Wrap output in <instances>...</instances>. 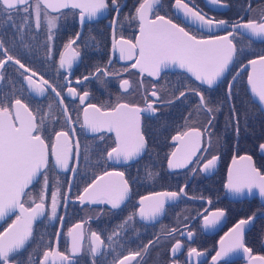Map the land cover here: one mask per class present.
Listing matches in <instances>:
<instances>
[{"label":"flooded vegetation","instance_id":"af4514ba","mask_svg":"<svg viewBox=\"0 0 264 264\" xmlns=\"http://www.w3.org/2000/svg\"><path fill=\"white\" fill-rule=\"evenodd\" d=\"M107 2L110 7L105 10V16L91 23L84 22L79 32L81 33L80 40H76V43L69 49H65L64 45L70 39H74L79 31L77 16L80 11L77 9H62L60 13H48L49 16H59L57 28L53 30L54 38L51 42L47 41L48 31L46 22L42 19L41 27L37 31L35 18L31 12L27 14L30 17L29 22L20 34L10 24H3V20L0 18V40L3 41L9 54L19 59L28 68L37 73L36 76L32 77L37 81V84L40 83L41 78L46 79L62 93L73 123L68 124L65 120L63 108L58 102L59 98L56 97L51 89H47L42 96H30L23 83V75L27 74L10 62H7L3 68H0V76L3 77V79H0V86L7 84L8 71L10 68L14 69L18 73L17 79L19 80L20 88L23 90V99L30 105V108L33 111L40 109L41 115L45 111H50L56 117V119L49 118L46 121L47 130L43 132L46 142L49 145L55 140L56 131L64 130L69 133L73 129L76 131L74 137L70 136L73 152L69 159V165L70 167L76 166L77 170L81 167L77 181L79 182L80 180L83 184L80 189H74V180L77 171L73 173L70 191L68 190L67 192L69 200L65 208H63L64 201L61 199V203L57 209V218L47 220L46 217H42L34 224L33 228L35 232L33 236L32 259L30 260L29 256L16 257L17 264H39V259L42 257L43 251L48 248H56L71 256V264H93V258L87 253L89 245L91 244L92 232L100 234L105 244L108 245L107 250L102 248V255L96 257L97 264H112L114 258L122 257L129 252L140 251L149 241H153L154 243L148 247L147 252L143 253L141 258H138V261H134L132 264H172L174 260L177 261V264H212V256L220 250L221 237H225V244L227 245L229 237H226L225 234L229 232V229L233 228L240 219H245L254 214V221L246 226L244 243L246 247L251 249L252 257L264 256V199L259 196L258 189H253L251 195L245 190L244 194L237 196L225 188V184L229 180L230 169L235 179L238 170L247 168L249 162L247 160H241L240 157L242 156H250L252 165L261 175H264V151L259 147L260 144L264 143V113L256 107L262 122L254 129L240 128L241 118H238V134L236 132V121L230 120L231 123H226L227 128L225 129L222 127V123L217 124V114H215V120L212 126L218 125V127L216 129H212L211 127L210 133L206 132L205 128L207 126L208 116L204 113L205 116L201 117L199 114L196 117L197 121H192L193 126L191 125L188 128L184 127L169 135L167 144L170 148L163 159L162 167H159L161 163L154 160V153L149 148V136H152L153 129H148V127L153 128L155 123L153 121L154 119H164L169 111H174V108L170 107L174 103L179 102L176 111H185V104L181 102L184 97L176 99L181 91H184L185 95L187 93L193 95L197 103L199 100L191 90H181L178 93H174L175 88L180 86L182 82L181 78L177 76L179 74L186 76L183 73L162 72L161 76L154 80L153 77L148 76L146 73L141 75L138 68L131 67L134 63L135 55L133 60L128 63H120L117 61L120 52L118 49L113 50V39L116 41L124 39L134 42L138 22L136 20L126 19L125 17L119 18L125 5L127 3L130 4L129 1L120 0L122 10L118 16L111 8V0H107ZM186 2L190 6L194 2L207 17L216 20H226L229 25L240 21L246 23L248 19L258 20L261 11L264 10V0H223V3L227 6L213 5L208 0H186ZM138 3L139 0L134 2L130 14L135 11ZM173 3L174 0H162V7L158 14L164 15L166 18H171L174 22L181 23L182 26L194 31L191 26L185 24L176 15H183V13H178L171 6ZM249 4H251V10H249ZM114 17L117 19V23L113 28L111 21ZM15 23L17 25L21 23L20 16L15 17ZM100 23L104 28L108 29L107 49L103 48L101 50L100 48H96L94 44L91 46L81 44V40L87 36L85 28ZM30 30L32 31L31 37L33 41L32 43H27L26 35ZM226 31H229V29L213 34L202 32H197L196 34L198 38H209L211 35L226 34ZM90 36L95 38L94 33L90 34ZM236 37L244 38L262 46L260 52L249 59H254L264 54V40L254 42L245 36L237 35L234 39ZM49 43L52 47L51 58H49L47 53V45ZM72 48L79 51L80 55L73 60L71 69L65 70L59 68L61 52H64L66 57H71L73 55ZM0 59H5L3 50H0ZM249 59L242 62L230 73L228 82L236 70ZM231 66L225 76L228 74ZM97 67L106 70L110 75L105 76L103 72H96ZM240 75L243 76L245 89L247 71H243L238 76ZM84 76H88L89 79L86 81L83 80ZM78 79L82 81L79 84L76 83ZM121 80L129 81L130 87L128 91L125 92L120 88ZM69 86L76 88L79 95H83L85 91L89 93L84 104L80 103L78 96L72 97L68 94ZM197 86L200 89L204 88L199 85ZM213 88L204 89L212 90ZM152 91L158 93L160 100L151 96ZM246 95L248 96L247 93ZM118 98L120 103H128L141 108H145L147 102H154L153 106L156 108V112L141 113V131L146 138V149L133 161L121 165H113L105 162L107 151L115 145L113 136L106 132L92 135L85 133L81 127V113L82 108L88 104L103 105L106 109H110L118 102ZM168 101L172 102L168 103ZM50 104L52 105L51 109H49ZM179 116L180 113H178L177 119L174 120H180ZM193 129L200 130L203 133L200 138V148L185 167L169 172L166 168V162L174 148V145L171 144V138ZM209 134L211 135L210 146ZM77 142L80 145L78 159L75 149ZM154 150L155 152H160L164 148L156 146ZM212 156L218 158L214 167L208 172L200 171L203 164ZM234 157L236 163L233 162ZM154 169H156V172ZM106 171L124 172L125 179L129 181V196L119 209H111L110 205L107 204L79 205L77 202H70V200H76V197L80 195L86 186ZM70 172V170H58L55 168L54 163L50 164L47 173L50 188L46 205L51 204V191L54 185L63 184L61 194L65 193ZM149 172L152 174L151 177L149 176ZM227 174L228 179L226 177ZM178 175L182 177L178 179L180 184L177 188L175 186L172 189L162 188L164 185L161 184L168 183L169 178H176ZM154 182L158 186L156 189H153ZM181 187L185 188V194L181 195L175 202L165 204V211L157 219L144 221L138 217L137 209L140 206L138 201L141 197L161 192H178ZM217 210H224L225 216L220 219L215 227L205 229L203 226L204 216H210L211 213ZM129 215H134V219L128 221L123 229H118L121 233L120 236L113 237V241H109L107 237ZM14 216L7 219L6 224L0 229V232ZM60 216L64 217L62 221L58 218ZM76 224L82 225L81 229L77 231H82L84 238L81 241L82 252L76 256H72L70 252L71 240L68 236V231ZM172 229H177L178 231H175L171 236H167L166 233ZM57 231L60 232L59 238L56 235ZM188 231L194 233L191 240L187 237L186 233ZM176 240L181 241L182 247L177 253L173 254L171 248ZM189 247L197 248L204 255L199 258H193L190 261L187 256ZM53 262L54 264H62L59 258L49 257L48 264H53ZM217 264H264V262L250 259L249 255H246L241 249L221 257L217 261Z\"/></svg>","mask_w":264,"mask_h":264},{"label":"snow or ice","instance_id":"6c2138e0","mask_svg":"<svg viewBox=\"0 0 264 264\" xmlns=\"http://www.w3.org/2000/svg\"><path fill=\"white\" fill-rule=\"evenodd\" d=\"M209 3L219 6H227L223 0H208ZM178 13H183L184 19L192 26V29L182 26L181 23L174 22L171 18H166L160 15L159 10L162 7V0H139L135 11L126 19L136 20L139 22V34L135 37V42L131 40L121 39L116 41L113 39V50H119L120 59H133L135 55V63L132 68H138L141 75L145 73L150 77H160L161 73L169 68H179L186 71L202 85H207L212 88L228 71L229 66L237 60L238 56L244 55V49L238 50L234 37L237 35L244 36L245 34L264 40V10L261 11L260 18L248 19L247 22H236L231 25L228 21L214 18H209L203 13L198 6L186 2V0H174L171 5ZM110 5L107 0H0V18L3 24H10L18 34L22 33L24 27L29 22V12L34 15L35 27L37 31L41 27L42 19L47 24V41L51 42L54 38L53 30L57 28L59 16H49L51 12L60 13L62 9H79L80 23L83 25L85 17L89 20L95 18L97 14L103 10L109 9ZM111 8L117 13V16L122 10L120 0H111ZM251 10V4H249ZM24 14V15H21ZM20 16L21 23H15V17ZM113 28L117 23L114 17L111 21ZM231 27V31H226L223 35H211L209 38H198L197 32L206 30L211 33L214 29H227ZM243 30V31H241ZM81 33H77L74 39H70L64 45L65 49H69L80 38ZM119 46V47H118ZM0 50H3L6 59H0V68H3L9 61L23 69L24 73L31 75H23L24 81L27 83L28 89L36 93L38 96L44 95L47 89H51L59 98V105L63 108L64 118L68 124L73 121L69 115L67 106L62 93L57 90L48 80L41 78L40 83L32 77L37 73L28 68L19 59L9 54L2 40H0ZM138 50V52H137ZM47 53L51 58L52 47L47 45ZM73 55L66 57L64 52H61L59 59V68L69 70L72 67L73 60L80 55L79 51L72 48ZM111 63V61H109ZM248 65L252 66V71L248 73L247 83L250 87L252 95L258 98L259 104L264 107V71L257 72L256 66L260 65L264 69V54L259 55L255 59H249ZM96 72H103V75L108 76L106 70L99 67ZM0 79H3L0 76ZM67 79V77H65ZM88 76H84L83 80H88ZM235 77H233V81ZM77 80L76 83H81ZM130 83L128 80L120 81V88L123 91H128ZM233 82L227 84V92L224 100L220 104L213 107L211 101L198 89H191L195 96L199 97L197 110L203 111L208 116L206 132L211 131V127L215 120V113L221 111V106L224 103L234 100ZM68 94L72 97H77L81 104L88 97L89 93L85 91L83 95H79L76 88L68 87ZM151 96L160 100L156 91L151 92ZM185 92L181 91L179 96L184 97ZM172 101H168L171 103ZM154 102H147L145 108L128 103L118 102L110 109H106L103 105L88 104L84 112V121L82 128L90 132H100L106 130L115 133V147H112L106 154L105 162H113L116 164L128 163L135 160L146 149L147 142L144 134L141 131V113H155L156 108ZM52 105H49V109ZM238 112L234 106L230 108V120L236 121V132L239 133ZM39 117V119H38ZM56 119L50 111H45L41 115V110L33 111L30 105L22 98L18 97L8 100L5 97L0 100V219H4L10 213L18 212L12 223L0 232V264H17L15 254H20L21 250L34 236V222L41 217H46L47 220L57 218V209L61 203V199L67 204L69 195L61 194L60 188L55 187L51 191V204L46 205L45 193L49 187L48 171L51 163H54L55 168L62 171H77L76 166L69 165V159L72 156L73 146L70 136H75L76 131L73 129L71 133L68 131H56L55 140L49 145L43 132L46 131V121ZM202 132L197 129L191 132H184L172 137L173 141H180L183 147L185 138L192 135L195 136V146L187 151L182 159H177V151L171 153L168 158V168H183L191 160V157L196 154L200 148V138ZM211 135L209 134V146ZM264 151V143L259 145ZM76 157H79L80 145L77 142ZM51 157V159H50ZM218 158L212 156L203 164L200 169L202 172L210 171ZM241 160H247L249 163L246 169L238 170L236 178H233L232 170H229V180L225 184V188L233 195H242L245 190L251 195L253 189H258L259 196L264 199V175L252 165L250 156H242ZM233 162L236 163L235 157ZM195 171V169H193ZM151 172L149 176L151 177ZM106 177H117L118 180H106ZM35 182V183H34ZM69 191L72 181L69 180ZM35 184L41 185V190L38 195H33L29 191L30 186L35 187ZM130 193L129 181L125 179V173L121 171L104 172L103 175L97 176L83 192L76 197L80 204H107L111 209H119L122 203L128 198ZM185 194V188L181 187L178 192H161L155 194V199L152 197H141L137 213L141 220H155L165 211L166 201H176L181 195ZM152 201L145 204V201ZM26 204L28 206H26ZM225 216L224 210H217L211 213L210 216H204L203 226L205 229L215 227L222 217ZM61 221L64 217H58ZM255 218L249 216L245 219H240L229 232L225 234L229 237V242L225 244V237H221L220 250L212 256V264H217L221 257L227 256L229 253L243 250L250 259H255L264 262V256H251V249L245 246L244 233L246 226L250 225ZM134 215H129L124 221L117 225L116 229L107 237L109 241H113V237L121 235L118 229H123L128 221L133 220ZM81 224H76L72 229H69L68 236L70 237V252L72 256L82 252L83 232L77 231L81 229ZM177 229H172L167 232V236H171ZM187 237L192 239L194 233L188 231ZM57 238L60 232L56 233ZM183 235V233H181ZM149 241L143 246L140 251L129 252L119 258H114L112 264H132L146 253L148 247L153 244ZM182 247L180 240L172 245L171 252L177 253ZM107 250L108 245L105 244L101 235L92 232L91 244L87 253L93 258V264H97L96 257L102 255L101 249ZM204 253L195 247H189L187 256L191 261L193 258H199ZM49 257H57L62 264H71V256L65 252H61L56 248H48L43 251L42 257L39 259V264H48ZM29 259H32L31 254ZM54 264V262H53ZM172 264H177V261H172Z\"/></svg>","mask_w":264,"mask_h":264},{"label":"trees","instance_id":"16d2710c","mask_svg":"<svg viewBox=\"0 0 264 264\" xmlns=\"http://www.w3.org/2000/svg\"><path fill=\"white\" fill-rule=\"evenodd\" d=\"M127 1H129L130 4L127 3V5H125V8L122 11V13L119 15V18L127 17L132 10L134 2H136V0H127ZM85 29H86L85 32L87 33V36L84 39H82L84 42L81 40L80 42L81 44L90 45V46L94 44L96 48H100L101 50H103V48L107 49L106 48L107 43H108V29L107 28H104L102 24L100 23V24L91 25ZM92 33H94L95 38L90 36V34ZM31 35H32V31L30 30L27 32V35H26L27 43L29 42L32 43L33 40H32ZM86 42L89 44H87ZM234 42H236L238 50L241 48L244 49V55L238 56L237 60L233 62L228 74L225 76V78L221 80L220 83H218L215 86V88H213L212 90H207L204 88L200 89L198 88L196 84H194V82L189 80L186 76L179 74L177 77L181 78L182 82L180 86L175 88L174 93H178L181 90L189 91L195 88V89L200 90L205 95V97L211 101V104L213 107L219 105L220 101L224 100L226 96L227 82L230 77V73L233 70H235L245 60L256 56L262 49V46H260L259 44H255L241 37L240 38L236 37V39H234ZM17 75L18 73L14 69L12 68L9 69L8 74H7L8 81L6 80L7 84L5 83L6 85L0 86V100H3L5 97H7L9 101L12 99L18 98V97L23 98V90L19 86V83H18L19 80L17 79ZM232 94H233L234 100L220 105L222 110L215 113L218 115L217 124L222 123V127L225 129L227 128L226 123H231L230 122V108L234 104L239 114L238 118H241L240 128H248V129L256 128L257 125L260 122H262L260 119L261 117L256 108L257 106L250 102V99L245 93L244 79L242 75L238 76L234 80ZM181 102L182 103L184 102L185 104L184 112L176 111L179 102L174 103L173 105L170 106L174 108V111H169V113L166 114L164 119H159V120L154 119L153 121H155V123H154L153 128H150V126L148 127V129H153L152 136H149V139H150L149 148L154 153V160L161 163L159 167H162L163 159L165 155L168 153L169 148H170L167 144V139L169 135L172 134L173 132H177L180 129H183L184 127L188 128V127H191V125L193 126L192 121L194 122L197 121L196 117L199 116V114L201 115V117L205 116L202 110L201 111L197 110L198 103H197L196 98L193 95L187 93ZM178 113H180V116H179L180 120L175 121L174 119H177ZM202 123H204V121H202ZM218 125L212 126V129L213 128L216 129ZM156 146L158 147L160 146L164 148V150L160 152H155L154 147ZM80 169L81 167L77 170L76 178L74 180V189L76 190L80 189L81 186L83 185L80 180L79 182L77 181L78 173ZM154 171L156 172V169H154ZM181 177H182L181 175H178L176 176V178H169L168 183L161 184V185H164L162 188L172 189V187L174 186L177 188L180 184V182H178V179H180ZM55 187H59L60 192H61L63 188V184H59V185L56 184L52 187V189H54ZM157 187L158 186L156 182H154L153 189H156ZM49 188H50V185L48 187L47 192L45 193V196H46L45 203L48 202ZM40 190H41L40 184H35V187L30 186V189H29V191L33 195H38ZM6 222L7 220L0 226V229L6 224ZM33 245H34V237L28 242L25 249L22 250L20 254H16L15 256L22 257V256H29L30 254L32 256Z\"/></svg>","mask_w":264,"mask_h":264},{"label":"water","instance_id":"95a60500","mask_svg":"<svg viewBox=\"0 0 264 264\" xmlns=\"http://www.w3.org/2000/svg\"><path fill=\"white\" fill-rule=\"evenodd\" d=\"M77 10H79V9H77ZM80 11V10H79ZM49 12H51V10H49ZM185 24H187V25H189V26H191L190 24H188V22L184 19V17H183V15H180V14H176ZM105 16V10H103V11H101V12H99L98 14H97V16L95 17V18H92V19H88L87 17H85V21L84 22H89V23H91V22H94V21H96V20H98V19H100V18H102V17H104ZM138 22V21H137ZM77 23H78V25H79V31L78 32H80V29H81V23H80V19H79V15L77 16ZM192 27V26H191ZM227 29H229V31H231L232 29H231V27L229 26ZM223 30H225V29H214L213 30V32H211V33H209V32H207L206 30H204L202 33H206V34H213V33H217V32H221V31H223ZM241 31H243V30H241ZM139 34V22H138V27H137V34H136V36ZM135 36V37H136ZM246 38H248V39H250L251 41H254V42H259V41H261V39H259V38H253V37H251V36H249V35H247V34H245L244 35ZM205 39H207V38H205ZM117 41H120V40H117ZM134 42H135V39H134ZM137 52H138V50H137ZM133 58H134V56H133ZM6 59V58H5ZM255 59V58H254ZM131 60H133V59H124V60H121L120 59V54H119V56H118V58H117V61L118 62H120V63H128V62H130ZM11 64H13V65H15L18 69H20L19 68V66L18 65H16V64H14V63H12L11 61H9ZM134 63H135V60H134ZM231 66V65H230ZM229 66V67H230ZM21 71H23V69H20ZM247 71V75H246V78H245V90H246V93L248 94V96H249V98H250V100H251V102L252 103H254L256 106H257V108L259 109V111H261V112H263L264 113V107H262L260 104H259V101H258V98H256V97H254L253 95H252V93H251V91H250V87H249V85H248V83H247V77H248V73L249 72H251L252 71V66L251 65H248V61H246L245 63H243L237 70H236V72L233 74V76L231 77V79L229 80V81H232L233 82V77H237L240 73H242L243 71ZM256 70H257V72H260V71H264V69H262L261 68V66L260 65H257L256 66ZM24 72V71H23ZM163 72H180V73H183V74H185L191 81H193L195 84H197V85H199V86H201V87H204V88H207V89H211V88H208V86L207 85H202V84H200V82L199 81H195V79L193 78V77H191V75L190 74H188L186 71H184V70H182V69H179V68H175V67H173V68H169V69H166V70H164ZM227 73V72H226ZM225 73V74H226ZM27 75H31L30 74V72L29 73H26ZM225 74H224V76H225ZM223 76V77H224ZM222 77V78H223ZM154 78V77H153ZM221 78V79H222ZM157 79V77H155L154 78V80H156ZM221 79L217 82V83H219L220 81H221ZM23 83H24V85H25V87H26V91H27V93L30 95V96H32V97H37V94L36 93H34V92H31L29 89H28V86H27V83L25 82V81H23ZM217 85V84H216ZM213 87H215V85L213 86ZM212 87V88H213ZM198 100H199V97H198ZM86 107V106H85ZM85 107H83L82 108V113H81V123L83 124V121H84V112H83V110H84V108ZM84 129V131H85V133H87V134H90V135H92V134H96V133H100V132H106V133H108V134H111L112 136H113V139H114V143H115V140H116V137H115V133L114 132H108V131H106V130H102V131H100V132H95V133H93V132H90V131H88L87 129H85V128H83ZM186 132H191V131H186ZM195 142H196V138H195V136H192V135H190V136H188V137H186L185 138V142H184V145H183V147H181V145H180V141H173L172 140V138H171V144L172 145H174V148H173V150L171 151V153L172 152H174V151H177V149L178 148H180L181 150L180 151H178L177 152V159H182L183 158V156L187 153V151H189V150H191L194 146H195ZM114 147H115V145H114ZM171 153L169 154V156H168V158L170 157V155H171ZM194 156V155H193ZM138 158V157H137ZM136 158V159H137ZM168 158H167V162H166V168H167V170L170 172V171H173V170H179V169H181V168H175V169H169L168 168ZM192 158V157H191ZM133 161V160H132ZM130 162V161H129ZM108 163H110V164H113V165H121V164H125V163H120V164H116V163H113V162H108ZM58 170H60V169H58ZM72 176H73V172L71 171L70 172V177H69V179H68V181L69 180H71L72 179ZM101 176V175H100ZM227 179H228V174H227ZM96 179V178H95ZM106 180H111V181H116V180H118V178L117 177H106L105 178ZM92 183V182H91ZM87 187V186H86ZM68 190H69V183H67V188H66V191H65V193H67L68 192ZM83 192V190L81 191V193ZM80 193V194H81ZM156 194V193H155ZM155 194H151V195H148V196H145V197H152L153 199H155L156 197H155ZM77 202L79 205H82V204H80L79 203V201L76 199V200H70V202ZM140 201V200H139ZM139 201H138V203H139ZM152 201L150 200V201H145V204L147 205V204H149V203H151ZM173 202H175V201H166V203L165 204H170V203H173ZM124 203V202H123ZM122 203V204H123ZM85 204H89V203H85ZM84 205V204H83ZM65 202H64V205H63V208H65ZM18 214V212H14V213H10L8 216H6L4 219H0V225L5 221V220H7L8 218H10L11 216H13V215H15L14 217H13V219L3 228V230L1 231V232H3L4 231V229H6L11 223H12V221L15 219V217H16V215ZM139 217V216H138ZM42 218V217H41ZM40 218V219H41ZM140 218V217H139ZM158 218V217H157ZM156 218V219H157ZM39 219V220H40ZM39 220H37L36 222H38ZM36 222H34V224L36 223ZM60 223H61V221H60ZM60 223H59V228H60ZM34 226V225H33ZM59 228H58V230H59Z\"/></svg>","mask_w":264,"mask_h":264}]
</instances>
